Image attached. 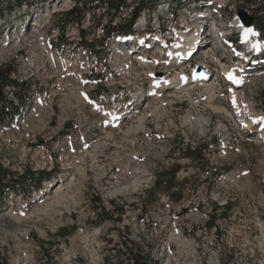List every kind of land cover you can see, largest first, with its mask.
Segmentation results:
<instances>
[{
	"label": "rangeland",
	"instance_id": "rangeland-1",
	"mask_svg": "<svg viewBox=\"0 0 264 264\" xmlns=\"http://www.w3.org/2000/svg\"><path fill=\"white\" fill-rule=\"evenodd\" d=\"M85 1L84 15L76 17L66 15L74 0H0V88L9 90L0 99V110L9 116L6 123L0 121V264H141L125 253V242L138 250L136 257L144 264H264V180L256 172L261 141L229 119L221 74L210 79L218 85L213 99L205 86L191 84L186 91L144 95L138 101L134 97L147 91L144 76L150 71L125 54L110 56L109 38L97 31L105 22L125 29L137 1L125 0L126 7L116 14L106 11L108 0ZM156 4L141 12L135 25L143 13L144 26L160 17L169 24L176 15L170 27L180 32L182 21L194 16L168 2ZM212 5V11L243 10L264 29L260 0ZM36 16L43 21L40 36L64 45L53 52L55 63L61 60L79 80L102 83L118 70L110 84L82 91L104 111L121 112L132 100L118 129H108L101 112L84 104L76 78L64 71L60 80L39 36L32 37ZM20 17L27 24L26 38L18 49L14 38L2 46L4 25L18 33L14 28ZM232 18L233 13L225 14ZM80 27L86 28L89 47L63 42L81 38ZM211 45L204 43L194 62L176 72L195 76V65L219 56L226 64L227 49L220 45L225 54L220 55ZM256 69L244 77L251 79L249 104L264 114V64ZM94 71L99 78L88 77ZM107 92L113 96L105 104ZM227 174L230 180L224 179ZM247 176L256 191L236 187Z\"/></svg>",
	"mask_w": 264,
	"mask_h": 264
},
{
	"label": "bare ground",
	"instance_id": "bare-ground-1",
	"mask_svg": "<svg viewBox=\"0 0 264 264\" xmlns=\"http://www.w3.org/2000/svg\"><path fill=\"white\" fill-rule=\"evenodd\" d=\"M226 2V1H225ZM224 2V3H225ZM166 6V5H165ZM184 15V14H183ZM185 16V15H184ZM143 17H145V13H143ZM139 18V19H142L140 20V24L136 23L135 26H139L141 30H144L146 25L144 26V23L146 21L145 18ZM49 18V17H47ZM157 22V19L155 20ZM39 26L37 28H34L33 29V38L39 36V37H42L40 36V30H41V27H42V23L43 21L39 18ZM155 23V22H154ZM182 23H184V26H182L181 28H186V21H182ZM234 24H236V26L239 27V29H242V26L241 24H239L238 20L235 19L234 20ZM216 25V24H215ZM144 27V28H143ZM175 27V26H174ZM178 31V30H177ZM179 34H174L175 37L178 38L179 35H181L180 32H178ZM80 34V33H79ZM55 35V34H54ZM81 35V34H80ZM245 35V34H244ZM73 37V36H72ZM77 37V36H76ZM78 38V37H77ZM24 39V38H23ZM203 39V34H201V36L199 37L198 35L197 36H191V35H188L187 37V41L189 43H197L196 44V52L197 50L199 51L200 47L204 44H201V40ZM244 40L247 41V38L244 37ZM126 40L124 39V42L122 43L121 46H118V45H115L113 46L112 48L109 49V54L110 56L112 57H115L118 58L120 57L122 54H125L127 49L132 47L131 44L134 43V40H132V43L131 44H128L125 42ZM198 41V42H197ZM146 43V41H144ZM209 42H212V47L216 44V40L215 39H212L211 41ZM22 43L21 41H16V38L14 40V45L15 47L18 49L20 46L19 44ZM207 43V41L205 42ZM128 44V45H127ZM220 46V45H219ZM191 47H195V45H192ZM221 47V46H220ZM192 48V49H193ZM214 48V47H213ZM5 49V48H4ZM42 49V48H41ZM131 50V49H129ZM194 50V49H193ZM225 50V49H224ZM179 51H181V49H179ZM43 52L44 54L48 57V55L50 56V53L48 51H46L45 49H43ZM125 52V53H124ZM186 53V51L184 52ZM183 53V54H184ZM69 54V53H68ZM74 55V54H73ZM226 55L229 56V51L227 50L226 52ZM77 56V55H76ZM248 54H244V56H242L241 58L242 59H246L248 58L247 57ZM79 57V56H78ZM210 57V56H209ZM76 58V57H75ZM54 59V57L51 55L50 57V60L52 62V60ZM141 61H144L143 59V56H140L139 58ZM56 60V59H55ZM224 60V57H219L216 59V63L218 64L217 67L215 70H213L214 72H211V67H209L207 64H198V65H195L196 67L202 69V72L204 71L205 74H197L195 75V77L193 76H187V75H178L177 76H174L172 79L173 80H180V81H184V80H187L186 78H188V83L185 85V86H188V88L190 87L191 84H195V85H202V86H205V91L207 92L208 94V98H215L216 97V93H215V86L217 84H213L212 82H210V79L212 77V75H217V74H220L221 71L224 73L226 70H230L231 66L230 64H225V62H223ZM54 61V60H53ZM34 62V61H33ZM112 62V61H111ZM139 62V61H138ZM174 61H172V64H173ZM211 62V61H210ZM75 63V62H74ZM141 63V62H140ZM206 63V62H205ZM56 64V63H55ZM110 64V63H108ZM212 64V63H211ZM142 65V64H140ZM73 67H77V64ZM35 68V67H34ZM53 68V67H52ZM119 69V68H118ZM237 74L235 76V80L238 82L236 83V86L235 87H229L230 85L227 84L226 82L222 80H220L222 86H225L229 89L228 91V94H227V105L228 107L230 106V110L231 112L230 113H227V111H224L227 113L229 119L236 124V126H238V130L240 131H243V130H246L247 131V135H250V134H253L255 133L258 137V139H260V148L258 150V153L256 155V172H258L260 174V176L262 177L261 179L264 180V122L262 123H256L255 121H262L264 120V114L262 113H259V112H256L254 111L253 107H252V104H249L253 98V91L251 90L250 86H249V82L251 81L250 78H245L244 79V75H241L242 71L240 70V67L237 69ZM35 72V71H34ZM217 73V74H216ZM223 73L221 74L222 77H223ZM258 73V72H257ZM255 73V74H257ZM46 74V73H45ZM52 74V73H51ZM157 74V73H156ZM206 74L210 75V77L207 79V81H204V80H201L200 77H204ZM262 74V73H260ZM152 75V74H151ZM154 79H159L158 77H155ZM232 81V80H231ZM160 86H161V82L162 81H158ZM210 82V83H209ZM180 83V82H178ZM195 85H193V88L195 87ZM218 86V85H217ZM243 86H246L245 88L242 89ZM168 89H163L162 92H168ZM224 91L226 90L223 89ZM182 93V92H181ZM180 93V94H181ZM184 93V92H183ZM188 93V92H187ZM157 95L154 94V96ZM164 96V95H163ZM206 96V95H205ZM220 95H218L217 97H220ZM11 98L13 99V96H11ZM16 99V98H15ZM210 99V100H211ZM20 100V99H19ZM15 101V100H14ZM212 101V100H211ZM235 102L236 105L233 106V104H231L230 102ZM16 103V102H15ZM23 103V102H22ZM83 103V102H82ZM85 104V103H84ZM224 105V104H223ZM162 106V105H161ZM164 106V105H163ZM226 107V106H225ZM13 111V109H11ZM219 110V109H218ZM221 110V109H220ZM127 113V110L124 111L123 113ZM123 115V114H122ZM142 117V116H141ZM253 129H255V132H253ZM120 131V130H119ZM72 167V166H71ZM68 169H70V167H68ZM125 177V176H124ZM121 178V177H120ZM137 178V177H136ZM232 178V175H225L224 176V179H228L230 180ZM133 179V178H132ZM145 180V179H143ZM245 183L244 184H241V187H239L238 185L236 187L239 188V190H242V189H247V187L249 189H251V191H256L258 189V187H255V184L252 182V180L249 179V177L247 176V178L245 179ZM134 183V182H133ZM137 183V182H136ZM237 184V183H236ZM134 185V184H133ZM58 188H61V185L58 187ZM57 188V190H58ZM122 189H126L125 187L122 188ZM56 190V191H57ZM123 190H116L114 191L113 193H120L122 192ZM107 192V191H106ZM18 202V201H17ZM19 203V202H18ZM10 212H12V210L10 209L7 214H9ZM6 214V215H7ZM171 259V258H170ZM170 259L168 260L169 263L171 262ZM171 264V263H170Z\"/></svg>",
	"mask_w": 264,
	"mask_h": 264
},
{
	"label": "trees",
	"instance_id": "trees-1",
	"mask_svg": "<svg viewBox=\"0 0 264 264\" xmlns=\"http://www.w3.org/2000/svg\"><path fill=\"white\" fill-rule=\"evenodd\" d=\"M99 3L103 2V0H98ZM107 1V0H106ZM139 3L137 5V8L132 11L133 14H132V17H135L136 15H138L139 11L141 10V8L146 5L147 3L149 2H153V1H156V0H138ZM254 1V0H253ZM260 2L263 3L264 5V0H261ZM81 6V7H80ZM123 6V7H122ZM126 7V4L124 3V0H108L107 4H106V8L107 10L106 11H114V13H118L120 10H123L124 8ZM82 8H85L86 9V1L85 0H75V7L73 8L72 12L68 15H72L73 13L77 14L81 11ZM130 18H131V15H130ZM2 114V120H4V117H5V114L4 113H0ZM127 244L129 243H126L125 242V247H126V250H125V253H127V255L131 256L132 254L135 256V257H132L131 258V261H134V262H141V264H144V260L142 259H139L138 257H136V253L138 252V250L134 249V247H130V244L129 246H126Z\"/></svg>",
	"mask_w": 264,
	"mask_h": 264
},
{
	"label": "built area",
	"instance_id": "built-area-1",
	"mask_svg": "<svg viewBox=\"0 0 264 264\" xmlns=\"http://www.w3.org/2000/svg\"><path fill=\"white\" fill-rule=\"evenodd\" d=\"M71 10V9H70ZM88 22H90V20H88ZM87 22V23H88ZM106 24H102V26L100 28H98L97 31H99V33H101L102 35H106V34H110L111 36H115V37H119L120 36V31L122 30L119 27L120 23H109V22H105ZM80 30H82V37L81 38H70L65 42H87V45L89 47V41L87 40V35H86V28L80 27ZM90 76H98L99 75L95 74V71L92 73V75H88V77ZM8 87H4L1 90V95H0V99L3 96H6V93L8 92Z\"/></svg>",
	"mask_w": 264,
	"mask_h": 264
},
{
	"label": "water",
	"instance_id": "water-1",
	"mask_svg": "<svg viewBox=\"0 0 264 264\" xmlns=\"http://www.w3.org/2000/svg\"><path fill=\"white\" fill-rule=\"evenodd\" d=\"M238 17L241 20L242 24L246 27H249L253 24V19L241 10L238 12ZM198 70L200 69L198 68Z\"/></svg>",
	"mask_w": 264,
	"mask_h": 264
},
{
	"label": "snow or ice",
	"instance_id": "snow-or-ice-1",
	"mask_svg": "<svg viewBox=\"0 0 264 264\" xmlns=\"http://www.w3.org/2000/svg\"><path fill=\"white\" fill-rule=\"evenodd\" d=\"M254 35H256L254 32H250V31H246L245 32V38H247L248 36H254ZM200 78H205V77H200ZM228 79L232 80L234 83H238L231 74L229 75ZM255 122L256 123H262V122H264V120H262V121H255Z\"/></svg>",
	"mask_w": 264,
	"mask_h": 264
}]
</instances>
